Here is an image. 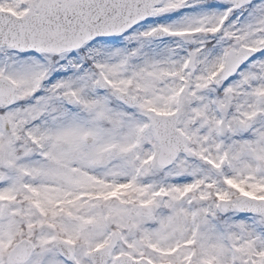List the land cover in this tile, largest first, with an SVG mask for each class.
Listing matches in <instances>:
<instances>
[{
    "label": "snow or ice",
    "instance_id": "snow-or-ice-1",
    "mask_svg": "<svg viewBox=\"0 0 264 264\" xmlns=\"http://www.w3.org/2000/svg\"><path fill=\"white\" fill-rule=\"evenodd\" d=\"M0 264H264V0H0Z\"/></svg>",
    "mask_w": 264,
    "mask_h": 264
}]
</instances>
